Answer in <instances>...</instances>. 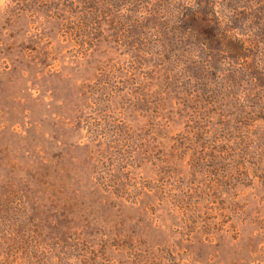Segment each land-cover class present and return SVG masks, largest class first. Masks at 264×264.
Instances as JSON below:
<instances>
[{"label": "rangeland", "instance_id": "374dc122", "mask_svg": "<svg viewBox=\"0 0 264 264\" xmlns=\"http://www.w3.org/2000/svg\"><path fill=\"white\" fill-rule=\"evenodd\" d=\"M125 1L68 42L39 0H0V264H264V0H154L180 23L144 38ZM220 23L255 45L209 48ZM96 72L101 120L80 113Z\"/></svg>", "mask_w": 264, "mask_h": 264}, {"label": "trees", "instance_id": "16d2710c", "mask_svg": "<svg viewBox=\"0 0 264 264\" xmlns=\"http://www.w3.org/2000/svg\"><path fill=\"white\" fill-rule=\"evenodd\" d=\"M169 1V0H165ZM19 2V0H15V3ZM41 2V5L44 9L45 16L48 17L51 22H54L56 24H59L64 32L65 40L68 42H72L74 40V35L79 36V38H82L79 34L83 31L90 30V23L91 20H98L97 23H101L100 19H108L110 17H113L112 11H117V14H121V12L117 9L120 0H39ZM246 3L249 1L246 0ZM125 3L130 7H133V10L135 12V17L137 20V23L139 25V36L142 38L143 35H146L145 31L148 29V26L144 24L145 20H156L159 22L156 25V28L160 27L159 24L163 23L168 27L169 25V32L171 36H173L177 26L174 23H180L178 20L175 19V15L170 13L168 10H154V0H126ZM203 3V1L201 2ZM209 0L204 1V4L206 6L209 5ZM169 9V8H167ZM248 14H251V12L248 10ZM122 15V14H121ZM120 15V16H121ZM123 18H127L124 16H121ZM156 22V23H157ZM251 18H246V26L249 27L251 23ZM150 22L149 27H151L153 24ZM219 26L216 27H206V30H203V33L205 35V39L215 46H209V48L212 49H222V44L224 43V46L228 47V49H222L225 52H228V56L233 57H239L248 46H254L255 42L245 34H242L240 37H237L232 32L236 31L237 28L231 26V28L224 26L222 23L218 24ZM242 26L238 27L241 28ZM144 29V30H143ZM218 30V32L221 34L220 37H215L211 32L215 33V30ZM167 34V33H166ZM218 34V33H217ZM237 37V38H236ZM77 39V38H76ZM85 42V41H83ZM173 43V40H172ZM174 45H177L173 43ZM244 55V54H242ZM90 56V54L88 55ZM86 56V57H88ZM145 54L142 53L141 57L144 60ZM246 57V56H245ZM184 65L189 64L188 68L182 69V71H178L175 73L170 74L169 79L173 80L176 79V76H179L185 83V87H190V83H199L200 82V75L202 73V66L197 65L196 62H183ZM195 67V68H194ZM99 69V68H97ZM112 76H109V73L105 75L103 72H96L95 77L93 80H91L90 84H87L84 86L86 89L84 92V100L85 103L81 106V111L78 109V111L83 112L84 107H88L91 110H94L95 116H98V119L101 120L103 117V114L107 113L109 109L103 110L101 106L110 105L113 103L114 99L118 95L117 92L113 88V82H112ZM182 92L187 93L186 90H182ZM110 111V110H109ZM210 121V120H209ZM197 124H196V123ZM186 123H192V126H189L190 128H187V131L185 132L188 136H194L198 133H202L201 131L203 128L199 125L203 123V120H194V121H188ZM199 123V124H198ZM84 124L85 120H84ZM86 127V126H85ZM90 135H93V138L88 142L90 144H94L99 149L103 144L105 143V139L103 136H101L96 129H91L89 131ZM92 137V136H91ZM225 144L231 143L229 139L225 140ZM233 143V142H232ZM105 152V151H102ZM90 153V151H89ZM90 158V156H89ZM42 165V164H41ZM46 173L45 176H47V173H49V169L47 165H45ZM50 168V167H49ZM53 172L52 176H50V179L57 178V175L55 174L54 169H51ZM48 185L52 186V188H55L53 184L48 181ZM111 187L110 184H104V188L108 189Z\"/></svg>", "mask_w": 264, "mask_h": 264}]
</instances>
